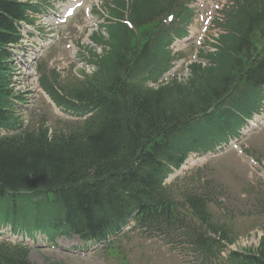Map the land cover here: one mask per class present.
I'll list each match as a JSON object with an SVG mask.
<instances>
[{
	"label": "trees",
	"instance_id": "1",
	"mask_svg": "<svg viewBox=\"0 0 264 264\" xmlns=\"http://www.w3.org/2000/svg\"><path fill=\"white\" fill-rule=\"evenodd\" d=\"M20 1L0 0V130L10 129L15 123L9 111L10 55L6 47L19 39L15 23L25 18L27 8ZM143 11L131 12L135 24ZM156 11L163 13L159 0L145 14L155 15ZM243 12V20L238 18L229 26L230 31L243 35L241 41L233 36L222 37L219 52L207 57L209 66L193 65V77L187 84L174 82L158 90H138L127 85V79L119 82L122 75L133 70L138 56L136 47L142 48L143 38L125 26L112 28L117 59L104 64L95 78L96 83L113 80L109 86L111 96L106 98L103 88L85 93L88 102L92 99L101 102L93 118L70 128H55L51 134L49 128L40 125L0 138V198L7 196L13 210L24 209L19 222L24 225L55 222L67 233H76L85 240L99 239L129 209L140 211L141 228L168 231L191 228L178 213L164 208L170 201L161 187L164 161L187 136L211 121L230 119L227 107L232 105L233 97L242 88L246 91L260 82L257 78L262 76L255 75L253 70L260 67L257 58L263 57L258 45L264 44V38L261 40L264 3L261 9L251 7ZM210 109L213 112L209 113ZM180 161L176 160V165ZM37 192L45 200L50 194L53 200L43 201L42 205L41 201L33 200V193ZM196 200H188L187 217L197 219L220 239H228L223 229L212 224L206 202ZM172 205L173 201L171 208ZM189 237L206 248L216 243H204L203 231ZM27 254L22 246L0 243V264H30ZM248 254L231 255L232 264H264V244Z\"/></svg>",
	"mask_w": 264,
	"mask_h": 264
},
{
	"label": "rangeland",
	"instance_id": "2",
	"mask_svg": "<svg viewBox=\"0 0 264 264\" xmlns=\"http://www.w3.org/2000/svg\"><path fill=\"white\" fill-rule=\"evenodd\" d=\"M84 1L86 4L89 3V0ZM67 3L70 4V0H68ZM228 3L229 0H209L207 5L203 7L204 9H207L205 17L212 20L216 11L220 9L223 10L224 5H227ZM102 8L104 9V5ZM218 17L221 18L220 15H218ZM75 25L81 26L84 35L89 27L88 22L85 24L83 17L79 16L72 24L70 22L67 26L61 28V43L58 45L57 49L45 55V61H42L47 64L49 68H51V64L54 62L53 67L58 69V73L63 81L74 80L71 71L69 70L72 68V58H70V54L65 50V44L70 42L80 43L81 39L83 40L84 37L82 32H79ZM209 30L207 34H204L205 30H203L195 36V34L198 33L196 32L192 36L193 40L190 39L192 41L185 45L191 44L192 46L193 41L198 40L199 42L202 39L205 43H213L211 38L217 37L218 31ZM183 44L184 43H176L174 46L175 50H183ZM198 44L199 43L195 45L193 44L194 48H190V52L187 56V60H190V63L194 61L193 55L195 54L196 48L199 47ZM209 48V46L205 45L201 49L207 50ZM56 57L61 58V60L56 59ZM184 64H186V61L177 64L178 72L174 74L177 75L178 80L180 81L185 80L187 76V73L182 66ZM52 109L53 108L50 104H48L42 97H39L37 108L35 110L38 114H46L50 124H53L58 117L57 113ZM36 116L37 115L34 111L31 118L34 120ZM262 129H264V126ZM261 134L258 135L257 138L264 136V132ZM257 138L252 139L250 144L248 143V145L245 146L249 150L254 149L253 153L258 158L264 159V138H262V140ZM196 164L199 165L196 166L195 169H188L189 171L181 176V179L176 182V185H187L196 177L201 179L202 182L211 181V190L214 192V195L218 200L222 213L231 217L236 224L237 231L234 235H238V238H244L251 233L261 230V225L264 223V211L260 210L257 198L262 204V200L264 199V179L262 177H264V174L261 172L256 173L252 169L250 162H248V158L236 152L224 159L220 158L209 162H198ZM197 167L202 168L198 171ZM198 173L199 175H197ZM216 212L219 211L216 210ZM247 213H250V215L247 216ZM5 215H7V211L4 212V216ZM259 216L263 219H259ZM249 244L250 239L243 240L242 242V245ZM41 250L42 251L37 250L31 252L30 260L32 263L49 264L48 261L54 258L61 261L60 264H63L62 262H65V264H87V262H89L88 264H103V262L96 263L95 260V262L92 261L89 256H85L84 259L90 258L91 261L86 260L84 263L82 259H64L63 255H55V253L49 257L46 253L48 251L45 249ZM129 252L130 255L127 257V262L129 264H198L196 260L186 255V253L180 255L179 252L170 251L160 241L147 244L142 240H133L129 246Z\"/></svg>",
	"mask_w": 264,
	"mask_h": 264
}]
</instances>
